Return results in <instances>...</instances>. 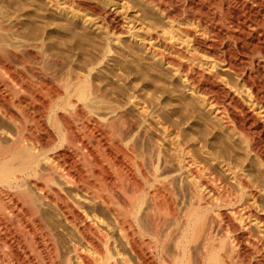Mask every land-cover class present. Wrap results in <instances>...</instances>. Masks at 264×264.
<instances>
[{
    "label": "bare ground",
    "instance_id": "bare-ground-1",
    "mask_svg": "<svg viewBox=\"0 0 264 264\" xmlns=\"http://www.w3.org/2000/svg\"><path fill=\"white\" fill-rule=\"evenodd\" d=\"M0 264H264V0H0Z\"/></svg>",
    "mask_w": 264,
    "mask_h": 264
},
{
    "label": "rangeland",
    "instance_id": "rangeland-1",
    "mask_svg": "<svg viewBox=\"0 0 264 264\" xmlns=\"http://www.w3.org/2000/svg\"><path fill=\"white\" fill-rule=\"evenodd\" d=\"M120 1L122 2V1H125V0H120ZM115 7L117 8V15H118V17L125 18L124 19L125 21H128L131 18V15H132L131 11H128L127 12L126 9L123 8V7H120L119 4L116 5ZM122 10H124L125 12L122 13L123 12ZM124 16H126V17H124Z\"/></svg>",
    "mask_w": 264,
    "mask_h": 264
}]
</instances>
